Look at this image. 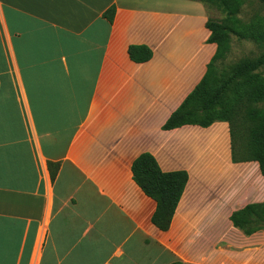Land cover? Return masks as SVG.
I'll use <instances>...</instances> for the list:
<instances>
[{"label": "crops", "instance_id": "1", "mask_svg": "<svg viewBox=\"0 0 264 264\" xmlns=\"http://www.w3.org/2000/svg\"><path fill=\"white\" fill-rule=\"evenodd\" d=\"M197 6L0 0V264H264V230L231 221L264 203V185L216 198L195 175L208 165L185 156L211 155L213 171L258 163L233 164L227 123L163 130L216 52ZM132 46L152 59L133 62ZM143 154L189 174L168 232L133 180Z\"/></svg>", "mask_w": 264, "mask_h": 264}, {"label": "trees", "instance_id": "2", "mask_svg": "<svg viewBox=\"0 0 264 264\" xmlns=\"http://www.w3.org/2000/svg\"><path fill=\"white\" fill-rule=\"evenodd\" d=\"M216 6L225 18L222 21L208 20L210 32L208 44L216 46V52L207 67V73L186 98L182 106L170 117L164 131L185 126L203 129L215 123H227L230 128L233 164L258 163L264 177V77L259 72L264 68V52L256 59H244L220 74L218 63L225 60L231 51L232 37L255 42L264 47V18H256L248 24L240 18L246 0H190ZM264 6V0H254ZM115 9L112 7L104 18L113 23ZM130 59L138 64L152 59V52L145 46L129 48ZM54 181L58 167L50 166ZM133 180L143 193L157 204L152 218L153 225L168 232L175 213L189 182L186 171L165 173L150 154L141 155L132 166ZM231 221L236 229L246 236L264 230V203L252 204L235 212ZM182 264V263H174Z\"/></svg>", "mask_w": 264, "mask_h": 264}, {"label": "rangeland", "instance_id": "3", "mask_svg": "<svg viewBox=\"0 0 264 264\" xmlns=\"http://www.w3.org/2000/svg\"><path fill=\"white\" fill-rule=\"evenodd\" d=\"M196 19L201 25L206 24L208 20L222 21L225 14L216 6L198 2V6L193 8ZM240 18L245 23H252L256 18H264V6L254 0H246L242 9ZM264 52V47H260L255 42L245 39L232 37L231 51L227 54L225 60L219 62L218 72L227 75L232 66L237 65L244 59H256ZM264 77V68L259 71ZM258 108L264 109V102L258 105ZM186 160H190V165L194 167L211 165L213 157L211 155L198 153L191 157L185 156ZM208 166L204 169L195 171L197 181L205 187H209L213 191L216 198L224 196L249 197L254 188L260 187V183L264 185V179L260 175L259 169L255 164L248 166H231L226 167L222 164L219 170H211ZM263 181V182H262Z\"/></svg>", "mask_w": 264, "mask_h": 264}]
</instances>
